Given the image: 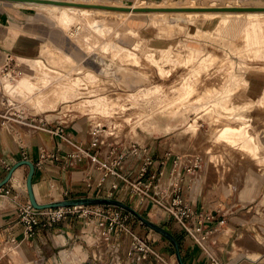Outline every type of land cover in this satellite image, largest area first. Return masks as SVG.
<instances>
[{
    "label": "rangeland",
    "instance_id": "rangeland-1",
    "mask_svg": "<svg viewBox=\"0 0 264 264\" xmlns=\"http://www.w3.org/2000/svg\"><path fill=\"white\" fill-rule=\"evenodd\" d=\"M60 1L69 3L64 6H71L70 1L74 0ZM91 1L108 6H211L162 9L186 12L143 13L142 16L131 12H125L130 13L127 15H97L78 10L67 12L34 7L38 11L30 10L33 15L31 21L47 24L51 28L50 39H42L38 46V40L28 39L20 43L17 48L24 52L14 51L6 66L3 64L6 55L0 51V76L11 73L20 77L21 71L24 72L17 81L9 83L3 80L0 85V89H4L7 94L11 93L9 95L15 101L11 103L0 92V130H67L72 124L80 123L86 129V141L94 145L95 152H101L99 156L93 155L98 159H107L115 149L124 152L126 160L130 149L135 146L146 149L151 160L161 152L160 160L165 154L179 160L182 158V138L191 139L193 149L199 155L218 156L223 150L248 151L246 155L264 163V86L260 92H251V97L246 100L250 93V81L244 77L251 69L264 71V0ZM14 3L12 5L20 7L17 2ZM71 7L88 8L82 3H75ZM155 38L161 39L159 43L162 44L152 42ZM31 72L36 74L26 86L17 87V90L12 88L18 86ZM93 89L97 94L90 98ZM84 100H92L100 108L94 110L100 112L96 118L104 122L101 127L104 131L98 138L92 134L94 120L89 119L88 115H82L77 110L63 115L64 103L74 101L81 105ZM131 103H135L134 106ZM132 118L134 122L139 120L134 140H125L131 138V127L128 125L120 132L124 139H115L107 134L111 122H129ZM79 151V157L87 156L91 159L88 151ZM254 151L258 152L259 158ZM234 160L231 158L230 162ZM185 167L183 175H195L204 171L205 162L199 160L197 165L186 162ZM160 170L161 167L154 180L155 185L159 182ZM230 170L234 172L233 167ZM245 179L246 174L241 172L236 191L244 186ZM73 180L74 191L68 196L72 201L89 198L120 201L172 235L188 234L164 207L161 208L170 213L173 219L160 222L153 219L156 211L160 210L154 208L150 212L153 204L143 209L147 201L154 200L147 197L145 202L141 201L131 192V188L127 196L120 192L110 197L105 193L94 197L95 193L92 197L82 198L78 196L87 195L88 191L77 189L83 187L80 183L84 179L77 176L71 182ZM174 187L165 191L164 201L170 202ZM162 190L159 186L158 191ZM80 206H84L83 210H89V213L83 218L77 217L79 213L72 215L77 223L80 222V231L64 248L70 250L76 244L90 251L101 248L103 255H90L88 264H180L172 241L131 211L109 204ZM96 212L98 216H95ZM116 214H119L120 224L115 223L110 232V219ZM126 233L134 240L129 245L123 241ZM92 235L96 241L90 238L93 244L90 246L88 237ZM134 236L146 239L152 249L161 247L155 250L161 258L142 254V260L137 261L135 253L129 255L131 246L136 245ZM64 248L58 247L55 250L60 261L59 252ZM183 252L180 248L182 260L187 264L185 250ZM0 256L3 264H27L18 261L16 257L10 259L5 246L0 247ZM41 262L37 259L33 264H43V259ZM44 264H48V259Z\"/></svg>",
    "mask_w": 264,
    "mask_h": 264
},
{
    "label": "crops",
    "instance_id": "crops-1",
    "mask_svg": "<svg viewBox=\"0 0 264 264\" xmlns=\"http://www.w3.org/2000/svg\"><path fill=\"white\" fill-rule=\"evenodd\" d=\"M14 2L20 7L12 5L15 4ZM31 3L38 4L31 1L0 0V51L7 56L13 57L14 51L24 52L17 47L28 39L38 40L36 46L42 39H50L51 28L47 24L31 21L33 15L30 10H37L30 6ZM152 42L159 43L161 39L155 38ZM244 77L250 81L247 100L251 97V92H260L263 89L264 71L251 69ZM63 135L64 139L53 131L43 129L0 130V183L9 173V168L11 169L21 160H29L36 167L33 187L40 203L70 200L71 197L68 196L74 191L75 184L74 180L71 181L77 176L84 179L83 183H80L83 187L77 190L88 191L87 195L78 197H92L95 193L94 197H99L101 193H105L107 197L120 192L124 196L128 195L130 186L115 175H108L103 185L99 186L104 171L98 162L93 161L95 158L93 155L99 156L101 152H95L94 145L86 141V129L82 124H72L67 130L64 129ZM180 141L182 158L174 160L169 157L170 154H165L160 160L162 152L159 153L154 157L156 160L154 158L151 160L150 169L149 166L147 168L149 173L145 175L144 181H149L152 175L157 176L161 167L159 182L154 184L158 198H162L164 203H170L176 197L187 201L193 211L188 224L194 235L199 238L200 234L206 233L204 242L195 240L189 233L185 235L177 233V236L181 237V251L185 250L187 264H213L214 259L220 264H253L254 262L264 264L263 161L258 162L251 155H246L248 151L223 150L218 156L199 155L194 151L191 139L181 138ZM79 150L88 151L87 154L91 159L87 156L79 157ZM42 153H46L47 159H41ZM254 154L259 158L257 151H254ZM147 156L145 153L142 157L141 153L139 156L129 153L121 164V174L136 181ZM149 157L152 159L150 155ZM231 158L236 160L230 162ZM199 160L205 162L203 172L183 175V171L187 168L186 162L197 165ZM230 167L234 168V172ZM29 171L28 166H21L14 172L11 180L0 189V247L5 246L10 259L16 257L18 261L27 264H33L34 260L37 262V259L40 262L43 259V264L47 259L48 264H82L83 262L88 264L90 255L93 257L103 255L101 248L90 251L85 250L80 244H76L70 250L64 248L80 231V222L77 223L72 215L51 227L44 224L47 216H40V225L35 228L34 236L28 237L25 234L21 212L31 204L26 186ZM241 172L246 174L245 183L239 191H236ZM89 177L91 186H89ZM52 182L56 184L53 185ZM116 184L118 188L113 189V185ZM159 186L163 189L162 192L158 191ZM173 186L175 187L170 195V202L164 201L165 191ZM149 205H152L150 212L154 211V208L160 210L156 211L157 214L153 217L157 222L173 219L170 213L151 200L147 201L143 210ZM221 220L225 222L220 224ZM202 229L203 232L199 233L198 230ZM92 237L96 241L93 235L89 236L90 246L93 245L90 241ZM123 238L127 245L134 241L128 233L124 234ZM14 242L16 244H13ZM58 247L64 248L59 252L62 263L55 253ZM153 249L158 251L161 247Z\"/></svg>",
    "mask_w": 264,
    "mask_h": 264
},
{
    "label": "built area",
    "instance_id": "built-area-1",
    "mask_svg": "<svg viewBox=\"0 0 264 264\" xmlns=\"http://www.w3.org/2000/svg\"><path fill=\"white\" fill-rule=\"evenodd\" d=\"M122 1H130V0H122ZM11 59V56L7 58V61ZM9 65L7 62L5 64ZM49 131H53L54 133H57L58 135H61L64 139L63 131L64 128L59 129H51ZM129 153H133L137 156H139V153L148 155L147 158L144 161L143 167L141 169V172L139 176L137 177L136 181H132L128 177L124 176L120 172V167L123 161L125 160L126 154L124 152H120L114 149L111 155L108 156L107 159H98L97 157L93 158V161L98 162L100 168L104 171L103 177L99 181V186H102L105 182L108 175H115L118 178H121L123 181H125L126 184L130 186L132 189V192L137 195L139 198H141V201H143L145 198L149 197L153 199L158 205L161 207H164L167 211H169L175 221H177L179 224H181L186 231L190 234L191 237H193L195 240L203 241L204 237H206V233L200 234V237L197 238L192 231V228L190 227L189 220L192 218L193 211L190 207V205L185 200H180L179 197H176L175 200H173L170 203H164L162 201V198H158V194L155 192L156 186L153 184L154 180L156 179V174L152 175L151 178H149V181L145 182L144 177L147 173V168L151 164V159L149 157V154L147 153L146 149H139L134 146L133 149H130ZM55 157V156H54ZM41 159H47L46 153L41 154ZM10 170V168L8 169ZM90 181L89 186H91V178H88ZM118 188V185H113V189ZM174 193H177V191H174ZM84 206L80 205H73V206H66V207H58L53 209H46V210H37L33 208L31 204L26 206L22 212H21V218L23 219L24 225H25V234L28 237H33L35 234V228L40 225V216H47V220L45 221V226L51 227L54 224L66 219L69 215H77L78 218L86 217L89 213V210H83ZM93 212V211H92ZM93 214V213H92ZM99 213L96 212L95 216H98ZM207 218V217H206ZM108 220L110 218H107ZM110 232L114 227L115 223L120 224V217L119 214H116L113 218L110 219ZM225 221L221 220L220 224H223ZM202 223V222H200ZM199 233L203 232V229ZM134 239L136 240L135 246H131L129 250V255L136 254V260L141 261L142 260V254H151L154 255L155 258H161V255L157 253L154 249H152L148 243L142 239L137 238L134 236ZM14 240V239H13ZM0 264H3L2 257L0 256ZM213 264H220L215 259L213 260ZM253 264H259L258 262H254Z\"/></svg>",
    "mask_w": 264,
    "mask_h": 264
},
{
    "label": "bare ground",
    "instance_id": "bare-ground-1",
    "mask_svg": "<svg viewBox=\"0 0 264 264\" xmlns=\"http://www.w3.org/2000/svg\"><path fill=\"white\" fill-rule=\"evenodd\" d=\"M121 1V0H120ZM137 1V0H135ZM139 1V0H138ZM31 2H35V1H31ZM61 2V1H60ZM35 3H38V4H32L30 6L32 7H35V8H46V9H59V10H65L67 12H72V11H82V12H87V13H95V14H106V13H114V14H121V15H127V14H130V13H125V12H131V14L133 15H137V16H142L144 15L143 13H172V12H186V11H182V10H173V11H166V10H162V9H184V8H188V9H195V8H210V6H188L186 4V6L184 7H166V6H162V5H158V6H154V5H147V6H143V5H133V6H125V5H113V6H108V5H100L98 3H95V2H92L91 0H74V1H70V5L71 6H74L75 3H82L84 4L85 6H88V8L84 7H71V6H64V4H50V3H39V2H35ZM72 3V4H71ZM137 3V2H136ZM197 3V2H195ZM194 4V2H193ZM201 5V4H200ZM214 7V6H213ZM217 7V6H215ZM124 8V9H123ZM126 9H130V10H125ZM144 9H155V10H144ZM187 11H191V10H187ZM137 12H140V13H137ZM238 14V13H237ZM157 15V14H155ZM219 15V14H218ZM218 15H215V16H218ZM222 15V14H221ZM230 15V14H229ZM240 15V14H239ZM244 15V14H243ZM248 15H252V14H248ZM247 15V16H248ZM255 15V14H253ZM220 16V15H219ZM237 16V15H235ZM223 17V16H222ZM225 17V16H224ZM227 17V16H226ZM238 17V16H237ZM7 58H9V55L7 56L6 54V58L3 62V64L5 65L7 63ZM2 64V65H3ZM3 65V66H4ZM103 66V65H102ZM2 70V67L0 68V72ZM32 74H30L28 77L26 78H23V80H21L20 84L16 87H12L14 88V90H17L16 88H20V87H24L27 85L28 81L32 79V77H34V75L36 74L31 72ZM24 75V72L21 71V74H20V77ZM0 85L1 83H3V80H8L9 81H17L18 76H14L13 74L11 73H8L6 74L5 76H0ZM6 83V82H5ZM10 83V82H9ZM8 85V84H7ZM10 85V84H9ZM6 88V87H5ZM11 88V89H12ZM7 90V89H6ZM19 90V89H18ZM21 90V89H20ZM66 90V89H65ZM92 95L90 98H94L92 97L93 95L97 94V91L95 89L92 90ZM0 92H2L5 96H7L9 98V101L11 103H14L15 101H13L10 97V95H12L11 93L7 94L4 89H0ZM11 92V91H10ZM20 92V91H19ZM65 92V91H64ZM70 94H71V91H69ZM68 92V93H69ZM16 93V92H14ZM66 93V92H65ZM71 96V95H70ZM69 96V97H70ZM65 97V96H64ZM31 99V98H30ZM66 101V100H65ZM92 100H84L82 102L81 105H77L76 102L74 101H68L66 103H64V114L63 115H67L68 112H73L74 110H77V111H80L82 115H88L89 116V119L91 120H94L92 126H93V132L92 134L95 135V138L99 137V135L101 134L102 131V125L104 124V122H100V120H98L96 117H98L100 115V112H94V110L96 109H100L99 107H97L96 105H94L92 102ZM20 102V101H18ZM26 101L24 102H20V103H25ZM135 103H131V106H134ZM13 105V104H12ZM16 106V104H14ZM28 105V103H27ZM29 106V105H28ZM31 107V106H30ZM108 107V106H107ZM115 108H117L115 106ZM124 111H126V109H124ZM16 113H19V112H16ZM62 114V113H61ZM60 115V114H59ZM48 117V116H47ZM83 117V116H82ZM108 127H109V124L107 123ZM126 125L130 126L131 128V131L129 132V134L131 135V138H126L125 140L127 141H131V140H134L135 139V133L137 132V129L139 128V120L138 121H133V118L132 120H129V122L127 121H124V120H116L115 122H111L110 123V127H109V131H107L108 135H111V136H114L113 138L115 139H121V131H124L125 128H126ZM229 126V125H228ZM233 127V126H232ZM124 139V138H122ZM97 140V139H96ZM174 187V186H173Z\"/></svg>",
    "mask_w": 264,
    "mask_h": 264
},
{
    "label": "water",
    "instance_id": "water-1",
    "mask_svg": "<svg viewBox=\"0 0 264 264\" xmlns=\"http://www.w3.org/2000/svg\"><path fill=\"white\" fill-rule=\"evenodd\" d=\"M7 1H35V2H39V3H50V4H56V3L57 4H69V3L60 2L58 0H7ZM125 10H130V9L125 8ZM144 10H155V9H144ZM24 165L28 166L30 169L29 174L27 176V180H26V186H27V191H28V195H29V200H30V203L33 206V208H35L37 210H45V209H53V208L73 206V205H90V204H99V205L109 204V205L121 206V207L131 211L135 215H137L148 226L157 230L162 235L166 236L169 240H171L172 243L174 244V246L176 247V252H177V256H178L180 264H184L182 257H181V254H180V248H179L178 242L171 233H169L165 229L159 227L158 225L144 219L141 215H139L130 206H128V205H126L120 201H116V200H112V199H108V198H93V199L89 198V199H80V200H75V201L64 200V201H58V202H54V203L40 204L36 198V195L34 192V187H33V176L35 174L36 167H35V164L29 160H21L18 163H16L10 169V171L7 174V176L5 177V179L0 183V189L2 187H4L11 180L14 172L18 168H20L21 166H24Z\"/></svg>",
    "mask_w": 264,
    "mask_h": 264
},
{
    "label": "trees",
    "instance_id": "trees-1",
    "mask_svg": "<svg viewBox=\"0 0 264 264\" xmlns=\"http://www.w3.org/2000/svg\"><path fill=\"white\" fill-rule=\"evenodd\" d=\"M173 236L176 238V240L178 242V245H179V248H181V237L180 236H177L176 234L173 235Z\"/></svg>",
    "mask_w": 264,
    "mask_h": 264
}]
</instances>
